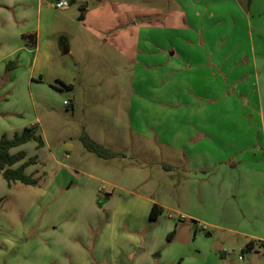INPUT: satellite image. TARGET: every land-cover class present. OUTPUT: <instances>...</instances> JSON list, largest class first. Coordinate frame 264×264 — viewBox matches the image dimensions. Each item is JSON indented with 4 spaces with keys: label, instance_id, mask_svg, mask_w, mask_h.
I'll return each mask as SVG.
<instances>
[{
    "label": "rangeland",
    "instance_id": "1",
    "mask_svg": "<svg viewBox=\"0 0 264 264\" xmlns=\"http://www.w3.org/2000/svg\"><path fill=\"white\" fill-rule=\"evenodd\" d=\"M102 1L101 18L90 15L85 22L78 19L76 7L48 10L50 23L64 29L61 34L45 35L40 42V53L50 56L41 80L34 73L29 82L25 67L12 73L15 79L10 83L4 78L10 74H1L0 137L5 134L12 139L35 119L44 146L28 142L10 151H23L26 160L36 159V164L24 170L37 179L35 186L16 183L8 188L0 176V264H79L68 252L71 242L80 246L81 241L87 244L82 247L88 264H96L91 259L94 244V258L107 263L113 258L138 257L148 246L152 255L159 254L150 259L151 264H264V247L254 243L264 240V175L258 180L255 199L241 201V206L231 201L234 215L223 218L193 212L197 221L211 226L196 224L193 229L188 218L182 225V215L170 209L150 222L141 207L128 208L139 196L185 208L188 188L179 167L183 163L180 154L128 132L135 64L125 56L127 44L114 49L113 31L102 25V19L108 21L110 1L128 5V9L113 10L117 15L112 13V21L120 17L118 28L124 30L131 27H125V22L131 23L139 13L151 16L156 10L178 12L179 8L172 0ZM220 1L231 4V0ZM259 1L262 12L264 0ZM95 2L88 4L93 14ZM219 25L215 33L222 31ZM239 31L255 33L253 25L249 31L237 23ZM61 37L64 42L59 43ZM60 44L70 52L63 54ZM227 47H233V42ZM83 131L119 155L104 160L89 153L80 140ZM65 155L68 159L64 160ZM97 187L114 190L104 208L94 198ZM175 226L170 241L168 235ZM216 247H220L218 252Z\"/></svg>",
    "mask_w": 264,
    "mask_h": 264
},
{
    "label": "crops",
    "instance_id": "2",
    "mask_svg": "<svg viewBox=\"0 0 264 264\" xmlns=\"http://www.w3.org/2000/svg\"><path fill=\"white\" fill-rule=\"evenodd\" d=\"M54 1L0 0V78L1 74H10L4 78L13 82L12 73L25 67L29 82L35 78L34 73L41 80L50 56L40 53V42L45 35L61 34L64 29L48 19ZM68 1L67 10L76 7L78 14L79 7L85 6L82 22L90 15L101 18L102 0H93L97 7L94 14L88 5L90 0ZM172 1L178 12L167 8L165 12L156 10L151 16L139 13L131 23L125 22V27L131 24L125 30L118 28L120 17L112 21V13L117 15L113 10L123 6L128 9V5L110 1L106 5L109 18L102 19V25L112 29L114 49L128 45L125 56L135 64L127 110L128 132L180 154L183 163L179 167L186 175L188 188L185 208L142 196L128 208L135 211L141 207L150 222L162 214L150 220L153 205L162 211L170 209L185 217L181 216V221L188 218L196 229V224H212L197 221L193 212L223 218L234 215L236 207L231 201H238L241 206V201L255 199L258 180L264 175V10L260 11L259 0H252L249 5L247 0H231L229 5L220 0ZM218 22L222 31L215 33ZM237 23L249 31L253 25L255 33H236ZM60 42H64V37ZM232 42L233 47H227ZM59 46L63 54L70 52V48ZM12 61L17 67L5 73L6 64ZM66 87L70 89L71 85ZM31 127L38 129L35 119L27 128ZM64 157L68 159L67 155ZM113 191L97 187L94 198L104 208ZM121 192L133 195L131 191ZM176 227L170 232V241ZM83 235L84 232L79 235L81 239ZM257 241L264 247L263 239L254 243ZM80 246L71 242L68 255L73 253L79 264H88L83 249L87 244L81 241ZM94 249L95 244L91 259L96 264H151L150 259L159 256L152 255L147 246L138 257L135 254L132 259L113 258L107 263L94 258Z\"/></svg>",
    "mask_w": 264,
    "mask_h": 264
},
{
    "label": "trees",
    "instance_id": "3",
    "mask_svg": "<svg viewBox=\"0 0 264 264\" xmlns=\"http://www.w3.org/2000/svg\"><path fill=\"white\" fill-rule=\"evenodd\" d=\"M251 1L252 0H247V5H249ZM84 11L85 6L79 7V20L82 19ZM16 67V62H8L5 66V73L13 71ZM80 140L83 147L89 153L95 154L101 159L105 160L109 158H115L117 155H119L116 152L107 149L91 140L84 131L81 134ZM28 142H34L38 147L43 146V141L38 129H35L34 127L24 129L21 131V133L14 135L12 139H6V137L3 135L0 137V176L3 178L8 188L16 183L25 186H35L37 184V180L33 178V175H26L24 173L25 168L29 164H35L34 160L29 159L24 161L25 153L22 151H19L15 154L10 153L12 149L20 147ZM161 211V208L153 205L149 219L155 220ZM170 238L171 233L168 235L169 240ZM250 246L251 243H249L246 247Z\"/></svg>",
    "mask_w": 264,
    "mask_h": 264
},
{
    "label": "built area",
    "instance_id": "4",
    "mask_svg": "<svg viewBox=\"0 0 264 264\" xmlns=\"http://www.w3.org/2000/svg\"><path fill=\"white\" fill-rule=\"evenodd\" d=\"M52 6L57 11L67 10L69 8V1L68 0H56L53 2Z\"/></svg>",
    "mask_w": 264,
    "mask_h": 264
}]
</instances>
